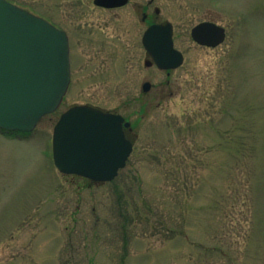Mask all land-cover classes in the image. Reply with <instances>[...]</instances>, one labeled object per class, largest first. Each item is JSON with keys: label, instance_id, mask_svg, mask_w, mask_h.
Wrapping results in <instances>:
<instances>
[{"label": "rangeland", "instance_id": "1", "mask_svg": "<svg viewBox=\"0 0 264 264\" xmlns=\"http://www.w3.org/2000/svg\"><path fill=\"white\" fill-rule=\"evenodd\" d=\"M6 1L65 31L72 62L55 112L0 131V264H264V0ZM208 10L227 28L212 49L189 35ZM144 11L172 25L179 68L144 66ZM74 105L136 136L110 182L54 166L52 130Z\"/></svg>", "mask_w": 264, "mask_h": 264}, {"label": "water", "instance_id": "2", "mask_svg": "<svg viewBox=\"0 0 264 264\" xmlns=\"http://www.w3.org/2000/svg\"><path fill=\"white\" fill-rule=\"evenodd\" d=\"M153 1V0H152ZM127 0H94L103 8ZM201 46L215 48L225 39L223 29L202 24L191 32ZM148 59L144 66L174 70L183 64L175 50L170 23L154 24L142 36ZM70 83L69 45L64 31L6 0H0V130L31 132L46 115L56 111ZM149 82L142 92L150 90ZM129 124L122 116L87 105L61 114L52 133V158L63 175L94 183L112 181L132 153L124 136Z\"/></svg>", "mask_w": 264, "mask_h": 264}, {"label": "flooded vegetation", "instance_id": "3", "mask_svg": "<svg viewBox=\"0 0 264 264\" xmlns=\"http://www.w3.org/2000/svg\"><path fill=\"white\" fill-rule=\"evenodd\" d=\"M153 2H154V0H153V1H152V0H149V1L147 2V6H148V8H149L150 6H152ZM129 4H130V0H127V2H126L124 5H122V6H117V7L112 8V9H107V8L97 7V6H96V7L99 8V9H102V10H115V11H116V10H119V9H122V8L128 6ZM227 12H228V14H229L230 9H227ZM153 14H154V17L157 19V18H158V15L160 14V10H159L158 7H154V9H153ZM216 14H217L216 12L211 11V10H208V11L206 12V14L202 17V19L199 20L196 24H194V25L191 27V29H190V33H189V35H190V41H191L195 46L200 47V48L212 49V48H209V47H206V46H201V45L197 44V43L192 39V37H191V32H192L193 28H195V27H197V26H200V25H202V24H214V25L218 26L219 28L223 29L224 34H225V39H226V35H227V28H226V25L218 20V17L216 16ZM149 19H150L149 15L146 14V12L144 11V12L142 13L141 22L144 23V24H148L147 27H146V29H148V28H149L150 26H152L153 24H161V23H162V22H158L157 20H149ZM163 23H165V22H163ZM172 28H173V27H172ZM146 29H145V30H146ZM145 30H144V32H145ZM144 32H143V33H144ZM173 34H174V33H173ZM66 35H67V38H68V44H69V60H70V68H71V62H72V57H71V40H70V37L68 36L67 33H66ZM142 35H143V34H142ZM172 39H173V46H174V48H175V41H174V36H173V35H172ZM224 41H225V40H224ZM175 49H176V48H175ZM176 50L179 51L178 49H176ZM179 52L182 54V56H183V58H184L183 53H182L181 51H179ZM145 53H146V52H145ZM146 59H148V58H147V53H146ZM146 59H145V60H146ZM144 62H145V61H144ZM123 132H124V136H125V138H126L127 140L131 141V142L133 143V146H134V141H135L136 136L133 134V132H132L129 128H127V127H123ZM80 178H82V177H80ZM83 179H85L86 181H88V182H90V183H93V182L90 181L89 179H86V178H83Z\"/></svg>", "mask_w": 264, "mask_h": 264}]
</instances>
